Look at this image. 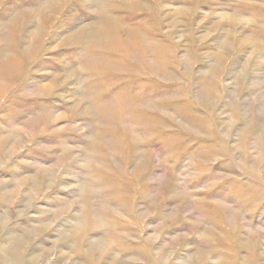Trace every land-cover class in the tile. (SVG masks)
<instances>
[{"label": "rangeland", "instance_id": "rangeland-1", "mask_svg": "<svg viewBox=\"0 0 264 264\" xmlns=\"http://www.w3.org/2000/svg\"><path fill=\"white\" fill-rule=\"evenodd\" d=\"M0 264H264V0H0Z\"/></svg>", "mask_w": 264, "mask_h": 264}, {"label": "bare ground", "instance_id": "bare-ground-1", "mask_svg": "<svg viewBox=\"0 0 264 264\" xmlns=\"http://www.w3.org/2000/svg\"><path fill=\"white\" fill-rule=\"evenodd\" d=\"M33 261H35V260H33Z\"/></svg>", "mask_w": 264, "mask_h": 264}]
</instances>
